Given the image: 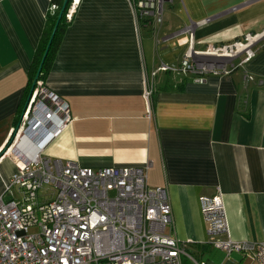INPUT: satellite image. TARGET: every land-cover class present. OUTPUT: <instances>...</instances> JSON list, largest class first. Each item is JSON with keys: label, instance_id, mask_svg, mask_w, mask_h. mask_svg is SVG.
Returning <instances> with one entry per match:
<instances>
[{"label": "crops", "instance_id": "0c3cea01", "mask_svg": "<svg viewBox=\"0 0 264 264\" xmlns=\"http://www.w3.org/2000/svg\"><path fill=\"white\" fill-rule=\"evenodd\" d=\"M50 9V0H0V195L17 170L3 151L31 90L28 70ZM246 35L257 38L253 56H220L225 72L197 80L156 71L178 67L188 51L216 59V48ZM45 86L68 103L72 120L44 156L90 168L149 163L147 184L164 186L171 205L165 232L189 255L181 264L254 262L207 243L199 197L220 192L231 239L264 241V0H172L158 25L139 20L132 0H78Z\"/></svg>", "mask_w": 264, "mask_h": 264}, {"label": "built area", "instance_id": "2783aa9c", "mask_svg": "<svg viewBox=\"0 0 264 264\" xmlns=\"http://www.w3.org/2000/svg\"><path fill=\"white\" fill-rule=\"evenodd\" d=\"M77 2L69 1L67 21ZM170 2L132 0L137 18L150 19L156 25L162 22L163 7ZM185 30L192 44V27ZM251 37L212 50L216 59L198 61L188 51L178 67L162 63L156 71L193 73L197 80L217 69L225 72L219 55L246 46ZM251 45L242 49V62L253 56ZM246 78L252 80L250 75ZM152 94L148 80L143 91L147 117ZM71 120L68 103L45 82L34 81L3 151L17 160V170L0 195V264H181V256L189 255L165 232L172 221L171 205L164 186L147 184L149 163L90 168L43 155L45 146ZM44 184L52 185L54 197L39 203L38 191ZM199 202L208 225V244L226 254L241 252L256 264H264V241L230 238L218 190L200 196ZM30 228L36 231L30 232Z\"/></svg>", "mask_w": 264, "mask_h": 264}, {"label": "trees", "instance_id": "16d2710c", "mask_svg": "<svg viewBox=\"0 0 264 264\" xmlns=\"http://www.w3.org/2000/svg\"><path fill=\"white\" fill-rule=\"evenodd\" d=\"M63 2L64 0H50L51 6L53 5L55 8L50 9L45 16L44 28L30 62L28 74L31 81V87L34 81L41 80L42 82H45L65 28L68 25V21L65 18L68 4L59 18ZM47 47L46 55L43 58Z\"/></svg>", "mask_w": 264, "mask_h": 264}, {"label": "rangeland", "instance_id": "374dc122", "mask_svg": "<svg viewBox=\"0 0 264 264\" xmlns=\"http://www.w3.org/2000/svg\"><path fill=\"white\" fill-rule=\"evenodd\" d=\"M255 39H257V38L254 37V38L248 39V41L246 43L247 47L249 45H251L252 41H254ZM242 40H244V38ZM236 51H242V50L238 48V50H236ZM226 52H229L230 55L232 56L233 55V52H235V51H233V50H231V51L230 50H227ZM13 190L15 191V189H13ZM53 197H54V188L52 187V185L44 184L39 189V191H38V201H39V203L46 202V201L52 199ZM29 231L30 232H35L36 231V228H30ZM230 259H235L236 260L235 254H233L230 257ZM241 263L242 264H255L254 262L250 261L249 259L241 258L240 257V259H238L236 261V264H241Z\"/></svg>", "mask_w": 264, "mask_h": 264}, {"label": "water", "instance_id": "95a60500", "mask_svg": "<svg viewBox=\"0 0 264 264\" xmlns=\"http://www.w3.org/2000/svg\"><path fill=\"white\" fill-rule=\"evenodd\" d=\"M69 1H70V0H64L63 5H62V8H61L60 13H59V18H60V16L62 15L64 8H65L66 5L69 3ZM47 49H48V47L46 48V50H45V52H44L43 58H44V56L46 55Z\"/></svg>", "mask_w": 264, "mask_h": 264}, {"label": "bare ground", "instance_id": "6f19581e", "mask_svg": "<svg viewBox=\"0 0 264 264\" xmlns=\"http://www.w3.org/2000/svg\"><path fill=\"white\" fill-rule=\"evenodd\" d=\"M252 38V37H251ZM250 39V38H249ZM244 47H247V45L246 46H239L238 48L239 49H243ZM238 50V49H237ZM227 50H224L223 51V53L222 54H220L219 56H222V57H227V56H229L230 55V53L229 52H226ZM211 52V51H210ZM213 53V52H212Z\"/></svg>", "mask_w": 264, "mask_h": 264}]
</instances>
